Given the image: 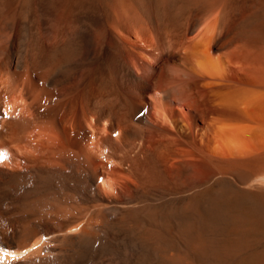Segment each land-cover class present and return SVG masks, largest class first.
I'll list each match as a JSON object with an SVG mask.
<instances>
[{"label":"bare ground","instance_id":"6f19581e","mask_svg":"<svg viewBox=\"0 0 264 264\" xmlns=\"http://www.w3.org/2000/svg\"><path fill=\"white\" fill-rule=\"evenodd\" d=\"M0 264H264V0H0Z\"/></svg>","mask_w":264,"mask_h":264}]
</instances>
